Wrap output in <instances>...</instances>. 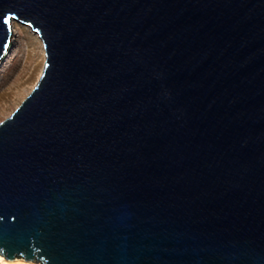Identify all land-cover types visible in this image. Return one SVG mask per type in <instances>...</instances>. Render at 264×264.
Returning a JSON list of instances; mask_svg holds the SVG:
<instances>
[{"label": "water", "instance_id": "water-1", "mask_svg": "<svg viewBox=\"0 0 264 264\" xmlns=\"http://www.w3.org/2000/svg\"><path fill=\"white\" fill-rule=\"evenodd\" d=\"M11 20L45 60L0 121V255L264 264V0H0V60Z\"/></svg>", "mask_w": 264, "mask_h": 264}, {"label": "rangeland", "instance_id": "rangeland-1", "mask_svg": "<svg viewBox=\"0 0 264 264\" xmlns=\"http://www.w3.org/2000/svg\"><path fill=\"white\" fill-rule=\"evenodd\" d=\"M31 31L30 27L24 28L22 23L15 21L10 48L0 61V121L15 109L41 74L44 51ZM36 52L42 57L37 67L39 56Z\"/></svg>", "mask_w": 264, "mask_h": 264}, {"label": "bare ground", "instance_id": "bare-ground-1", "mask_svg": "<svg viewBox=\"0 0 264 264\" xmlns=\"http://www.w3.org/2000/svg\"><path fill=\"white\" fill-rule=\"evenodd\" d=\"M14 24H15V21L11 20V28L13 27ZM23 25H24V28H27V29H29V27H30V26H28L26 24H23ZM31 32L37 38V41L41 44V47L43 48V44H42L41 38L38 36V34L36 32H34V31H31ZM39 51H40V49H39ZM43 51H44V48H43ZM38 53H37V55L39 56V59L36 62V67L39 66V64L41 62V58H42L40 56V54H38ZM33 261L34 260H29L28 261V260H25L24 258H21V257H15L13 259H7L4 256L0 255V264H39L38 262H36V261L33 262Z\"/></svg>", "mask_w": 264, "mask_h": 264}, {"label": "snow or ice", "instance_id": "snow-or-ice-1", "mask_svg": "<svg viewBox=\"0 0 264 264\" xmlns=\"http://www.w3.org/2000/svg\"><path fill=\"white\" fill-rule=\"evenodd\" d=\"M7 22H8L7 19H4V20H3V23L6 24ZM3 47L6 49V48L8 47V45H7V44H4Z\"/></svg>", "mask_w": 264, "mask_h": 264}]
</instances>
